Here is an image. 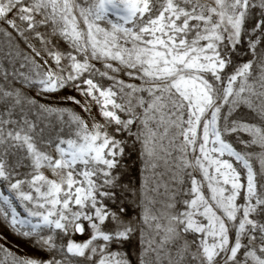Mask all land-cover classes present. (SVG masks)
<instances>
[{"label": "snow or ice", "instance_id": "snow-or-ice-1", "mask_svg": "<svg viewBox=\"0 0 264 264\" xmlns=\"http://www.w3.org/2000/svg\"><path fill=\"white\" fill-rule=\"evenodd\" d=\"M0 264H264V0H0Z\"/></svg>", "mask_w": 264, "mask_h": 264}]
</instances>
